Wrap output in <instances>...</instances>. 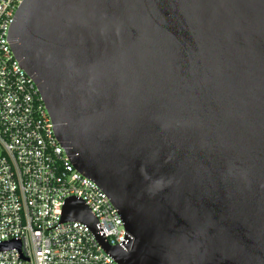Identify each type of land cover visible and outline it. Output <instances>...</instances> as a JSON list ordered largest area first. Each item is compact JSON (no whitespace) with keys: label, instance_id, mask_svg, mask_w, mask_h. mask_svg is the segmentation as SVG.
<instances>
[{"label":"water","instance_id":"1","mask_svg":"<svg viewBox=\"0 0 264 264\" xmlns=\"http://www.w3.org/2000/svg\"><path fill=\"white\" fill-rule=\"evenodd\" d=\"M7 42L125 237L75 196L58 225L118 264H264V0H23Z\"/></svg>","mask_w":264,"mask_h":264},{"label":"built area","instance_id":"2","mask_svg":"<svg viewBox=\"0 0 264 264\" xmlns=\"http://www.w3.org/2000/svg\"><path fill=\"white\" fill-rule=\"evenodd\" d=\"M22 2L0 0V264H118L83 224L58 225L63 202L75 196L96 216L110 246L125 237L110 200L61 148L36 84L7 42ZM6 244L18 247L1 249Z\"/></svg>","mask_w":264,"mask_h":264}]
</instances>
